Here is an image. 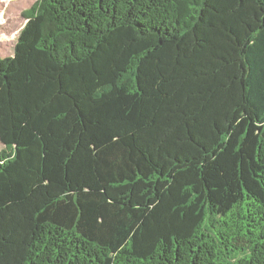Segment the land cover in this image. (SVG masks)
I'll use <instances>...</instances> for the list:
<instances>
[{
  "label": "trees",
  "instance_id": "1",
  "mask_svg": "<svg viewBox=\"0 0 264 264\" xmlns=\"http://www.w3.org/2000/svg\"><path fill=\"white\" fill-rule=\"evenodd\" d=\"M0 87V264H264V0H38Z\"/></svg>",
  "mask_w": 264,
  "mask_h": 264
},
{
  "label": "rangeland",
  "instance_id": "2",
  "mask_svg": "<svg viewBox=\"0 0 264 264\" xmlns=\"http://www.w3.org/2000/svg\"><path fill=\"white\" fill-rule=\"evenodd\" d=\"M38 0H0V87L2 72L14 55L20 31L26 24L24 14ZM3 146L0 144V152Z\"/></svg>",
  "mask_w": 264,
  "mask_h": 264
}]
</instances>
